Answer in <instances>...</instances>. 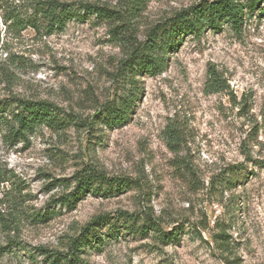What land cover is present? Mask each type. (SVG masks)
<instances>
[{"label":"rangeland","instance_id":"rangeland-1","mask_svg":"<svg viewBox=\"0 0 264 264\" xmlns=\"http://www.w3.org/2000/svg\"><path fill=\"white\" fill-rule=\"evenodd\" d=\"M67 1L120 18L19 32L2 13L27 2L0 0V106L47 100L74 117L0 133V264H32L23 249L39 245L67 252L105 214L81 264H264V0L253 12L236 0L240 29L222 19L182 35L156 75L132 70L133 53L179 11L216 0ZM214 72L218 91L208 88ZM90 169L108 179L72 207L59 202ZM151 221L181 239L165 243Z\"/></svg>","mask_w":264,"mask_h":264},{"label":"trees","instance_id":"trees-1","mask_svg":"<svg viewBox=\"0 0 264 264\" xmlns=\"http://www.w3.org/2000/svg\"><path fill=\"white\" fill-rule=\"evenodd\" d=\"M27 2L25 8L23 5L16 4V7L4 10L2 19L5 25L13 31H22L27 27H32L38 32L50 34L56 30L64 28L68 20L79 19L84 20L88 15L95 14L101 18L114 20L120 18L117 11L109 7L90 3V2H70L67 0H22ZM261 0H248L246 6L253 12L260 7ZM264 3V1H263ZM244 4L236 0H216L214 2H201L193 5L190 8L179 11L169 22H165L160 27H156L150 33V41L145 45L143 50L133 53L130 68H135L141 72L156 75L163 69L165 63V53L168 49H172L176 40L182 35L192 30L200 31L206 21L217 23L218 20H228L236 29L242 27L244 20ZM137 2L130 4V13L136 12ZM20 7V8H19ZM222 87V80L217 74L212 73V77L208 80V88L211 91H218ZM16 103V108H12L10 115H5V112L12 104ZM108 110V112H110ZM114 111H111V113ZM0 133L7 129L10 134L15 136H25L27 132L35 129L39 125H46L55 128L59 124L69 122L71 117L61 118L59 108L47 100L33 101L29 99L15 98L11 102H5L0 106ZM116 119H122L125 112L120 109L115 111ZM72 121V120H71ZM78 182L76 189L72 194L60 197L59 202L63 205L72 207L76 204L79 196L86 195L87 192H92L97 183L107 180L106 175L96 170L90 169L86 172L78 173ZM110 180V179H109ZM44 218L46 214L43 215ZM132 217L129 213H124L123 217ZM110 214L99 215L94 217L85 227L81 235L75 237L69 246L67 252L52 251L45 245H39L30 251L29 248H24V252L31 257L32 264H42L38 261V256H45L44 262L47 264H81L83 261L82 253L87 247L100 237L99 228L102 225H107L111 222ZM159 233L158 235L165 243L178 242L181 239V231L175 227L172 230L164 231L158 228L151 221ZM151 225V226H153ZM130 232L142 230L134 229L132 225L125 227Z\"/></svg>","mask_w":264,"mask_h":264}]
</instances>
